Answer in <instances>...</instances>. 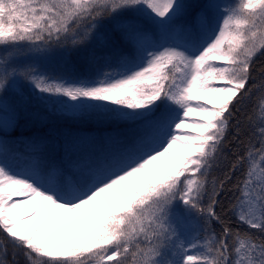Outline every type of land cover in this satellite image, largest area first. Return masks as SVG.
I'll use <instances>...</instances> for the list:
<instances>
[{"label": "snow or ice", "instance_id": "snow-or-ice-1", "mask_svg": "<svg viewBox=\"0 0 264 264\" xmlns=\"http://www.w3.org/2000/svg\"><path fill=\"white\" fill-rule=\"evenodd\" d=\"M257 57L264 0H0V264H264Z\"/></svg>", "mask_w": 264, "mask_h": 264}, {"label": "trees", "instance_id": "trees-1", "mask_svg": "<svg viewBox=\"0 0 264 264\" xmlns=\"http://www.w3.org/2000/svg\"><path fill=\"white\" fill-rule=\"evenodd\" d=\"M258 60H260L261 63H264V58L257 57ZM54 125L51 122H46L44 124L37 123L35 125H32L30 129L24 132L25 136H31V135H49V130L53 129ZM19 133H17L18 135ZM218 227V226H217Z\"/></svg>", "mask_w": 264, "mask_h": 264}]
</instances>
